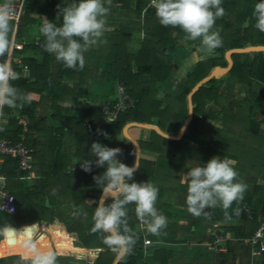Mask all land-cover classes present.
Returning a JSON list of instances; mask_svg holds the SVG:
<instances>
[{
  "label": "trees",
  "instance_id": "1",
  "mask_svg": "<svg viewBox=\"0 0 264 264\" xmlns=\"http://www.w3.org/2000/svg\"><path fill=\"white\" fill-rule=\"evenodd\" d=\"M71 2L72 0H30L23 20L18 25L16 38L23 43V48L18 52L24 56L23 62L28 65L30 75L21 76L12 81V84L22 94H29L30 101L22 109L5 107V119L10 121L12 127L4 133L17 141L25 136L24 143L32 149L34 161L31 169L21 171L19 159L3 157L4 162L0 164V171L8 178V191L14 195L18 210L13 214L0 210V228L8 224L17 230L22 226H39L35 223H40L42 227L51 229L60 222L65 225L68 233L78 234L83 248L103 249L91 258L92 264H113L115 254L102 243L101 234H93L90 231L93 226L92 216L102 194L93 176L102 174L106 169L93 165L92 172L86 173L79 164L95 159L90 153L93 142H105L110 148L118 145L124 127L130 122L155 124L164 132L177 135L188 117L187 96L215 67L227 65L226 51L248 45H264V33L254 27L255 20L252 17L254 6L260 0H222L221 6L225 9V15L218 18L214 25V30H219L222 39L221 47L217 48V53L222 57L199 62L188 75L186 85L176 97L180 104L178 111L174 110L176 103L171 105V101L167 103L166 108H162L163 103L156 99V95L158 85L166 82L174 71L172 56L168 49L178 40H185V34L179 28L162 26L156 17L155 9L149 7L151 0H135V9H132L134 0H113L115 5L111 8L119 11L129 10L132 19H142L144 16V20L143 23L135 22L129 28L122 24L112 32H105L103 42L99 43L100 49L97 51L99 57L111 62V68L105 76L120 84L125 92L136 100L135 106L120 113L116 122L103 126L101 134L95 129L90 132L87 122L92 118H96L100 123L104 122L102 105L85 111L82 120L74 125L70 123L67 129L63 126H47L46 119L36 116L38 109L49 108L54 121L61 119V114L68 109L60 107L58 103L68 99L76 100L86 95V90L81 88V84L92 76L89 71V51L85 53L84 69L77 71L67 69L63 63L56 61L53 55L44 51L43 47L36 45L37 41L44 44V38L39 31L42 25L38 23L39 18L46 16L49 21L56 20L58 6L64 7ZM133 32H145L142 47L137 55L128 52V43L133 41ZM249 56L250 53L234 54L233 68L226 77L237 78L241 82H247V85L264 83V53H256L250 65L247 63ZM17 72L19 73V70ZM65 77L81 80L80 89L67 86L64 83ZM221 82L222 79L214 78L194 94V118L180 140L162 137L151 129L140 127L129 129L130 135L137 140L141 150L159 153L155 171L157 174L149 180L154 186H157L158 170L163 169L168 175L171 174L177 164L172 156L203 146L206 135L202 131V120L213 116L208 105L210 101L219 103ZM253 98L247 96L241 105L249 106L250 110L254 109ZM47 100L50 101V105L46 104ZM200 116L203 119H200ZM27 123L31 124V130L44 134L43 143L38 145V140H28L31 135L28 129L25 130ZM70 147L74 151H69ZM120 147L125 154L122 163L132 166L135 162V146L129 142H122ZM71 152L79 158V162L69 170L67 167ZM144 169L143 165L139 166V170L134 173L135 182H142ZM159 193L162 196L164 189H159ZM92 194L96 195L97 200L93 205H89L86 200ZM63 197L69 203L67 211L58 208L59 199ZM105 203H111V200L108 199ZM237 207L240 215L234 218H241L247 222L249 218L242 205ZM134 209V204L127 206L128 223L136 234V243L132 253L126 255L119 264H154L161 253L144 259L141 247L143 237L136 230L138 220ZM148 236L152 241L158 239V236L149 233ZM3 238L6 239V236H0V264H7L3 257L17 254V251L14 248L10 249V243L5 242ZM65 246H67L65 243L59 244L58 250ZM58 262L57 260V264ZM161 263L167 264V261L162 260Z\"/></svg>",
  "mask_w": 264,
  "mask_h": 264
},
{
  "label": "clouds",
  "instance_id": "2",
  "mask_svg": "<svg viewBox=\"0 0 264 264\" xmlns=\"http://www.w3.org/2000/svg\"><path fill=\"white\" fill-rule=\"evenodd\" d=\"M110 4L111 0H72L64 7L58 6L57 18L62 17V26L42 18L39 31L44 38V51L67 69L82 71L86 63L85 53L103 42L105 31L110 30L106 20ZM221 4L222 0H151L159 23L164 27L179 28L187 41L198 40L200 50L206 56H211L222 45L219 30H214L216 20L225 15ZM21 6L16 0H0V124L6 122L5 107L22 109L30 101L29 94H22L12 84L20 78L10 58L14 49L19 47L15 22ZM252 17L254 27L264 33V0L255 4ZM28 71L25 66L24 73ZM90 153L95 159L80 163L81 169L86 173L92 172L93 165L106 169L93 176L102 196L95 207L90 231L101 234L102 243L115 254V264H119L132 253L136 243V234L128 223V205H135L140 228L151 235H161L168 220L155 207L159 189L149 181H134V173L139 170L137 159L132 166H127L117 159L122 149L99 142L91 144ZM236 164L234 159L216 156L206 164L189 167L187 172L180 173V183L187 188L185 203L191 215H208L205 209L220 207L225 218L231 219L227 210L234 202L243 199L248 187L242 181L237 182ZM108 199L111 203L106 204ZM0 208L4 210L3 206ZM236 214L239 215V209ZM23 232L18 233L8 224L0 228V236L21 235ZM41 239H26L25 251L17 264H56L58 253L41 250Z\"/></svg>",
  "mask_w": 264,
  "mask_h": 264
},
{
  "label": "crops",
  "instance_id": "3",
  "mask_svg": "<svg viewBox=\"0 0 264 264\" xmlns=\"http://www.w3.org/2000/svg\"><path fill=\"white\" fill-rule=\"evenodd\" d=\"M113 5L115 4L113 0H111V4L108 6L109 14L106 17L107 27L110 29L105 31L107 33L114 31L112 29L114 27V23L110 22V19L115 16V11L110 8ZM132 9H135V4H133ZM121 12L125 13L123 18H128L129 21L126 23L125 20V23L122 22L121 24L129 28L133 24L132 19L129 17V10L125 9ZM36 17L38 18V16ZM42 18L47 19L46 16L40 17L38 22L40 25L43 23ZM50 22H55L57 26H62V17ZM139 22L143 23V20ZM132 36L133 41L128 43V52L132 55H137L142 47V40L145 33L133 32ZM99 49L100 44L90 49L91 54L89 55V71L92 76L88 78L85 83L81 84V88L86 90V95H83L76 100L68 99L59 102L58 105L60 107L65 109L67 108L68 110H65L61 114L62 118L57 121L52 119V111L49 108L37 110L36 116L46 119L47 126H63L67 129L66 127L70 125V123L73 125L79 123L82 120L85 111L98 107L106 100L115 96L117 91L115 89V83L117 82H114L109 77L105 76L111 68V62L99 57L97 53ZM170 53L172 54V52ZM80 82L81 80H77V78H64V83L73 89H80ZM46 104L50 105L51 103L47 100ZM219 110L220 111L218 112H223L222 108ZM236 112L240 111H235V113ZM238 115L239 117H233L232 115V117L228 119L229 122L234 120L235 124L239 123L240 125H244L243 128L241 127L239 136H233L231 134L229 135V133L222 132H217V134L212 135L213 125L218 123L216 121V115L213 114L212 117H208L206 119L207 122L205 121L202 123V131L206 135V138L203 141V146L199 149L187 150L186 152L172 156L177 164L174 166L170 175H168L166 170H158L159 174L157 175L156 187L158 189H164V193L160 196L161 193L158 192L157 198H159V200L156 201L155 207L160 214L167 217L168 224L164 229L165 232H161V235L158 236L157 240L153 241V244L149 248L146 250L143 249L144 259L147 257H153L157 253H161L160 258L154 264H162V260L167 261V264H264V255H253L252 248L247 242L257 229L259 219H249L246 222L241 218H234L237 216L236 210L239 209L237 206H241L245 202L249 203V205L256 212H260L264 205L263 82L254 83V109L250 110V108H248L243 111L242 115L241 113H238ZM229 122H224L221 125L228 126ZM87 124L95 126L100 124V122H98L96 118H92L89 122H87ZM30 125V123L29 125L26 124L25 129H28L31 135L28 137V140H38L37 144L40 145L43 143L45 136L44 134H39L36 130H31ZM219 128H222L220 130L224 129V127ZM135 141L137 140L135 139ZM122 142H129L134 145L132 141L127 139L125 135L122 134L119 144L111 148L118 147L121 149L120 144ZM100 143L106 146L105 142ZM67 147L69 148V145ZM72 150L73 148L70 147L69 151ZM216 156L221 158L227 157L237 161V164L235 165V170L238 173L237 182L242 181L247 184V191L244 193V197L241 201L234 202L227 210L231 219L225 218V212L220 207L205 209L208 215L202 214L200 217H194L187 210L185 203L187 188L185 185L180 183V173L187 172L189 167L206 164L209 160ZM124 158L125 154L122 150V154L118 156L117 159L122 162ZM136 159L137 152L135 147V161ZM158 159V152L140 150V154L137 159L138 166L143 165L145 167L142 182L149 181L155 176V174H157L155 171ZM78 162L79 158L71 152L67 168L69 170L73 169ZM101 196L99 197V200ZM96 200V195L92 194L87 198L86 202L89 205H93ZM48 203L49 200H47V204ZM68 207V201L64 200V197L60 198L58 208L62 211H67ZM56 226L65 227V225L60 222L54 225V227ZM33 227L39 228L37 225ZM22 228L24 227L22 226L19 229ZM52 228L49 230L52 231ZM216 235H223L229 238L226 243L229 247L228 251H215L211 243L216 240ZM42 238L44 239V237ZM44 240L47 241L46 238ZM7 241H9V239ZM12 245L13 244H10V246ZM14 249L17 251V254H22L21 247ZM23 251H25V249H23ZM94 257L95 256L91 254V258Z\"/></svg>",
  "mask_w": 264,
  "mask_h": 264
},
{
  "label": "rangeland",
  "instance_id": "4",
  "mask_svg": "<svg viewBox=\"0 0 264 264\" xmlns=\"http://www.w3.org/2000/svg\"><path fill=\"white\" fill-rule=\"evenodd\" d=\"M135 4V3H133ZM111 8V7H110ZM113 11H115V16H113L110 19V22L114 23L113 30L120 25L121 23L126 20V23H128V18L124 19V12H121L119 10H116L115 8H111ZM124 13V14H123ZM117 14V16H116ZM119 16V17H118ZM143 16V15H142ZM130 18L132 16H129ZM132 19V18H131ZM23 20V19H22ZM144 20L142 19H132L133 24L137 21ZM145 33V32H143ZM145 37V36H144ZM171 49V50H170ZM168 50L172 52V63L174 65V71L171 74L170 78L164 82L160 83L158 86V91L156 95V99L161 101L163 103L162 108H166L167 103L171 101V105L176 103L174 110L178 111V108L180 107V104L176 101V97L181 93L184 86L186 85L188 81V75L193 72V70L196 68L197 64L201 61L210 59V58H220L222 57L221 54L217 53V49L211 56H206L203 54L199 47V41H187L180 39L177 41L176 44L172 45ZM89 55L91 54V50H89ZM256 54L251 53L250 58L247 59L248 65H250L251 61H253ZM221 66V65H219ZM227 66V65H226ZM225 66V67H226ZM223 67V66H221ZM111 79V78H110ZM222 79L221 89H220V98L219 103L215 101H210L209 108L212 111V114L216 115V121L217 124L213 125L212 129V135L217 134V132L222 133H229V135H236L239 136L241 127L243 128V124H235L234 120L229 122L228 118L233 117H239L238 113H243V111L247 110L249 106H243L241 105L244 101V99L248 96V98H253L254 95V84L247 85V82H241L237 78L234 77H226L222 76L220 77ZM119 84L115 83V89L117 90ZM165 89V90H164ZM188 98V96H187ZM254 99V98H253ZM175 100V101H173ZM241 102V103H240ZM222 108L223 112L219 109ZM235 111H240L236 112ZM244 116V115H243ZM200 119H203L202 116H200ZM206 120H202V123H204ZM207 122V121H206ZM224 122H229L228 126L221 125ZM233 122V123H232ZM29 125V123H27ZM224 127L223 130H220ZM215 129V130H214ZM218 129V130H217ZM228 130V131H227ZM40 224V223H39ZM38 224V225H39ZM27 228V229H26ZM53 230L50 231L48 228H42L41 225H39V228L35 227H24L22 229H18L17 232H24L21 235L17 234H11L6 236L5 242L9 239V243L13 244L10 249L12 248H19L21 247V253H23L24 244L26 242V239H31L35 237H44L47 241H45L43 238L41 239L40 247L43 251H55L58 253L57 260L59 261L58 264H92L91 254L94 256L97 255V249H84L80 241L78 239V234L76 233H68L66 227H54ZM5 237V236H4ZM2 239V240H3ZM7 242V243H8ZM64 245L67 244L65 247H61L58 250L59 244ZM9 245V244H8ZM74 248H72V246ZM81 253V254H78ZM3 256L4 253L2 252ZM21 254H14L9 255L6 257H3L6 259L7 264H17V262L20 259ZM57 264V262H56Z\"/></svg>",
  "mask_w": 264,
  "mask_h": 264
},
{
  "label": "built area",
  "instance_id": "5",
  "mask_svg": "<svg viewBox=\"0 0 264 264\" xmlns=\"http://www.w3.org/2000/svg\"><path fill=\"white\" fill-rule=\"evenodd\" d=\"M29 1L30 0H16L17 4L22 5L19 9V16L15 22L16 35L18 31V25L22 21L26 13V6ZM149 7L154 8L151 6V3ZM16 43L19 45V47L14 49L13 54L10 58L13 68L16 72L17 70H19L20 77H28L30 75L29 67L23 62L24 56L18 52V50H21L23 48V43L18 41L17 38ZM36 45H38L39 47H43V44L40 41H37ZM25 66H27L29 70L27 74L24 73ZM135 104L136 100L128 93H126L122 86L119 84L115 96L101 104L104 111V122L95 126L88 124V130L90 132L94 131V129L99 130V134H101L100 130L103 126L116 122L120 113L133 108ZM5 120V123L0 124V164L4 162L3 157L10 156L19 159L21 171H27L31 169L32 163L34 161V156L32 154L33 151L24 143L25 136H22L21 140L17 141L10 135L4 133L5 130L12 127L10 121L8 119ZM0 206L4 207V210L0 208L1 211L11 214L16 213L18 210V204L16 203L14 195L8 191V178L1 171ZM8 209H14V211L9 212ZM242 209L249 219L254 220L256 217L259 219L258 228L255 230L251 238L247 240V242L252 248L253 255H264V205L260 212H256L249 205V203L245 202L242 205ZM136 230L143 237V245L141 247L142 249L146 250L153 244V241L149 238L147 232L140 228L139 221L136 224ZM228 240L229 238L223 235H216V240L211 243V245L217 252L228 251L229 247L226 244Z\"/></svg>",
  "mask_w": 264,
  "mask_h": 264
},
{
  "label": "water",
  "instance_id": "6",
  "mask_svg": "<svg viewBox=\"0 0 264 264\" xmlns=\"http://www.w3.org/2000/svg\"><path fill=\"white\" fill-rule=\"evenodd\" d=\"M247 53H264V45H248L241 48H232L226 51L225 53V60L227 62L226 67L217 66L215 67L208 76L203 78L201 81H199L194 88L191 90V92L188 95V117L185 120L184 124L182 125L179 133L177 135H172L167 132H164L160 129L158 125L155 124H148V123H141V122H130L128 123L124 129L123 134L127 139L133 142L134 146L136 147L137 152V159L140 154V145L135 139L130 135L128 129L131 127H140L145 129H151L156 131L158 134H160L162 137L171 139V140H179L183 137L185 134V131L187 130L188 126L191 124L193 118H194V103H193V96L194 94L200 89L201 86H203L208 81L214 79V78H220L222 76L227 75L231 69L233 68L234 61H233V55L234 54H247ZM115 264V262L113 263Z\"/></svg>",
  "mask_w": 264,
  "mask_h": 264
}]
</instances>
